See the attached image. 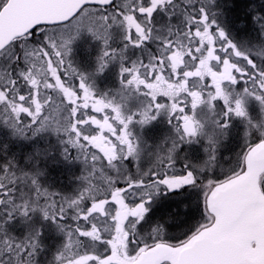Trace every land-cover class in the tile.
I'll use <instances>...</instances> for the list:
<instances>
[{"label": "snow or ice", "instance_id": "6c2138e0", "mask_svg": "<svg viewBox=\"0 0 264 264\" xmlns=\"http://www.w3.org/2000/svg\"><path fill=\"white\" fill-rule=\"evenodd\" d=\"M0 264H264V0H0Z\"/></svg>", "mask_w": 264, "mask_h": 264}]
</instances>
